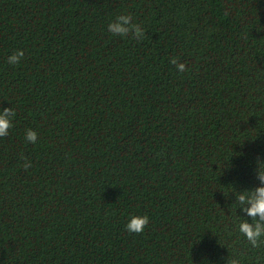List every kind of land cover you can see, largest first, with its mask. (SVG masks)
Listing matches in <instances>:
<instances>
[{"label": "trees", "instance_id": "trees-1", "mask_svg": "<svg viewBox=\"0 0 264 264\" xmlns=\"http://www.w3.org/2000/svg\"><path fill=\"white\" fill-rule=\"evenodd\" d=\"M124 13L142 41L108 32ZM11 107L0 264H264L232 206L264 163V0H0Z\"/></svg>", "mask_w": 264, "mask_h": 264}, {"label": "clouds", "instance_id": "clouds-1", "mask_svg": "<svg viewBox=\"0 0 264 264\" xmlns=\"http://www.w3.org/2000/svg\"><path fill=\"white\" fill-rule=\"evenodd\" d=\"M108 32L113 36L131 37L136 41H142L146 35L145 29L140 23L133 21L131 13L117 15L107 25ZM24 58V51L17 49L7 58V63L10 65H19ZM174 65L178 72L184 73L188 69L184 62L179 61L177 57H172L169 61ZM16 116V111L11 108H3L0 110V137H5L9 134V129L13 127V121ZM27 142L35 144L38 139V134L33 129H28L25 133ZM24 163L21 165L24 169L32 166L31 161L26 157L22 158ZM258 165L257 177L260 181L259 186L254 189H245L243 191H234L235 210L239 207L248 217H251V223L246 219L242 220L238 225V231L248 242L252 249L264 247V167ZM149 223L147 215H133L126 225L127 231L131 233H142ZM227 264H241V259L237 257L228 258Z\"/></svg>", "mask_w": 264, "mask_h": 264}]
</instances>
